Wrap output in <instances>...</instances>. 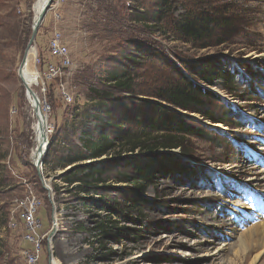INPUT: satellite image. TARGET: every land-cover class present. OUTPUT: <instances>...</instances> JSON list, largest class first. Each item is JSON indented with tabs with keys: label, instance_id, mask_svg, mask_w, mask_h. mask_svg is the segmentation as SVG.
<instances>
[{
	"label": "rangeland",
	"instance_id": "374dc122",
	"mask_svg": "<svg viewBox=\"0 0 264 264\" xmlns=\"http://www.w3.org/2000/svg\"><path fill=\"white\" fill-rule=\"evenodd\" d=\"M37 1L0 0V264H26L28 246L11 224L19 217L15 202L31 193L41 201L40 264L53 258L60 264H264V227L255 229L264 223V0H56L29 67L43 71L49 41L61 33L72 67L50 80L46 93L41 85L33 88L51 106L43 164L50 190L31 160L35 118L19 76ZM162 2L168 14L158 19ZM202 10L232 21L229 41L198 49L177 37L174 19ZM143 16L158 21L140 23ZM211 59L237 76L231 91L221 79L207 86L190 72ZM113 71L132 78V91L113 87ZM179 73L217 95L209 109L226 123L173 108L209 133L184 140L189 156L171 149L130 152L127 136L145 132L139 121L158 119L154 104L162 103L155 96L177 83ZM62 85L71 103L62 98ZM92 89L114 94L107 129L88 121ZM103 132L115 146L108 155L67 166L68 158L86 152V139L95 142ZM163 138L156 134L150 142ZM147 155L180 158L198 174L187 178L175 170L144 181L134 162L150 163ZM90 163L104 171L96 187L65 181L72 168ZM101 224L111 232L102 235Z\"/></svg>",
	"mask_w": 264,
	"mask_h": 264
},
{
	"label": "trees",
	"instance_id": "16d2710c",
	"mask_svg": "<svg viewBox=\"0 0 264 264\" xmlns=\"http://www.w3.org/2000/svg\"><path fill=\"white\" fill-rule=\"evenodd\" d=\"M161 8L162 10L156 13L158 19L168 14L167 8H165V11H163L164 8L162 6ZM208 13V11L202 10L193 16L180 15L178 19H174V28L178 34L177 37L182 41L195 45L198 49L218 47L229 41V35L232 33V21L227 16L213 17ZM158 19L143 16L139 20L140 23L147 24L151 20L157 22ZM190 72L197 77L201 84H206L207 86H213L217 80L221 79L226 84L224 88L228 91H231L230 87L234 86L233 84H235L237 78L235 73H229L227 71L225 64L219 59H211V61H207L206 63L198 62L191 66ZM178 76L180 79L177 83L171 84L155 96L162 103L154 104L160 110L158 119L155 121L145 119L139 121V124L142 125L145 132L131 138L127 136L126 142L129 145L130 152H136L138 149L143 153L158 149H171L180 150L184 157L189 156V153L183 147L184 140L189 137L200 138L209 133L206 132L207 128L204 125L196 123L195 126H192L186 122L187 120L184 115L180 112H175L173 108L200 115L204 120L212 124L226 123L224 118H219L213 110L209 109V103H213L219 99L217 95L208 91L202 85L193 82L184 73H179ZM109 80L110 83L114 84V88L127 92L132 91V78L125 72L113 71L110 73ZM92 92L95 96L93 98L95 103L90 107L91 115H89L88 121L91 124H100L103 129H107V127L112 126L110 124L113 120V109H111L112 106L109 105V102L113 101L114 94L112 91H99L97 89H92ZM163 104L169 106V108ZM225 114L228 115L229 113L226 112ZM156 134H163L165 136V138L160 140L161 143L159 140L156 143L150 142L152 136ZM89 139L85 140L86 152L78 153V155L68 158L67 166L102 159L115 147L111 143L110 136L104 132L98 135V140L95 142ZM149 158L151 161L148 164H142L141 161L134 162V166L144 181H147L154 174H171L175 170H179L187 178L198 174L177 157L170 156L167 160H162L159 156L152 157L153 159L149 156ZM47 162L48 160H45V164ZM72 169L64 177L65 181L68 183L79 181L86 188L96 187L93 185L94 179L101 180V176L104 173L100 167H97L93 163L89 165H78ZM139 180H135L134 182L138 185ZM141 191H144V188ZM97 228L101 229L102 235H107V233L111 232V230H108L102 224Z\"/></svg>",
	"mask_w": 264,
	"mask_h": 264
},
{
	"label": "built area",
	"instance_id": "2783aa9c",
	"mask_svg": "<svg viewBox=\"0 0 264 264\" xmlns=\"http://www.w3.org/2000/svg\"><path fill=\"white\" fill-rule=\"evenodd\" d=\"M71 51L63 39L61 33H56L49 41L47 53L44 54L42 63L43 71H38V86H42V91L46 93V86L50 80L59 78L65 71L72 67L73 59ZM38 61H40L38 59ZM62 98L68 102H72L71 95L67 92L66 87L62 85L60 89ZM43 109L47 113L51 112L50 104L43 100ZM17 210L19 217L12 222L13 229L22 231L23 242L28 246L22 250L26 264H40L42 259V242L45 235L41 233L43 229L42 221L39 218L41 201L34 194H28L24 199L17 200Z\"/></svg>",
	"mask_w": 264,
	"mask_h": 264
},
{
	"label": "bare ground",
	"instance_id": "6f19581e",
	"mask_svg": "<svg viewBox=\"0 0 264 264\" xmlns=\"http://www.w3.org/2000/svg\"><path fill=\"white\" fill-rule=\"evenodd\" d=\"M52 4H51V0H38L36 2L35 7H34L35 18H34V24H33L32 30L34 29L35 25L37 24L39 17L42 14V12L46 9L47 6H49V5L52 6ZM34 44L26 51L25 56H24V60L22 61L25 64H24V67L22 70V78L23 79L21 80V82L23 83V85L25 87L26 98H27L30 106L33 109L34 118H35V124H34L35 149L32 151V154H31V160H32L33 165L35 166L37 161H38V158H39V147L42 143V139H43V136L45 133L44 130L45 129L47 130L48 142L50 143V135H51L53 129L50 127L48 115L46 114V112L43 109V99H41V96L39 95L38 92H37L38 94L35 92L36 91L35 89H34L35 91L33 90L34 87H37L39 85L38 84V82H39L38 71L36 70L37 74L36 73L34 74V73L30 72V70H29L30 59H31V57L36 56V50H32ZM36 59H37V57H36ZM33 93H34V95H37V97L39 99V103H38L37 99L34 97ZM38 105L40 106V116H37L36 111H35L36 110L35 108H37ZM45 150H46V148H45ZM55 226L57 227V224H55ZM260 227H264V223L259 225L255 229L260 228ZM51 264H60V262L58 260H55V258H53L51 260Z\"/></svg>",
	"mask_w": 264,
	"mask_h": 264
},
{
	"label": "water",
	"instance_id": "95a60500",
	"mask_svg": "<svg viewBox=\"0 0 264 264\" xmlns=\"http://www.w3.org/2000/svg\"><path fill=\"white\" fill-rule=\"evenodd\" d=\"M55 1L56 0H51V4L52 3L54 4ZM51 7H52L51 5L47 6L46 9L40 15L39 20H38L37 24L35 25V27L33 29L32 38L30 40L28 49L36 42L39 29L42 26V24L44 23V21H45V19L47 17V14H48L49 10L51 9ZM24 64L25 63L22 62L21 66H20V69H19V76H20L21 80L23 79L22 78V70H23ZM33 95H34V93H33ZM34 97L37 99V101L39 103V99H38L37 95H34ZM35 109H36L35 111H36L37 116H40V106L38 105L37 108H35ZM44 132L45 133H44V136H43V139H42V143H41V145L39 147V158H38V161H37L35 167L37 169L39 178L42 180V182L45 185L46 189L50 190L49 187L46 184V179H45V177L43 175V164H44V161H45L44 158H45V156L47 155V153L49 152V149H50V143L48 142L47 130L45 129ZM45 148H46V150H45ZM66 172L67 171H65L64 173H66ZM64 173H62V174H64ZM53 230H55V227H54ZM50 259H52V256H50Z\"/></svg>",
	"mask_w": 264,
	"mask_h": 264
}]
</instances>
